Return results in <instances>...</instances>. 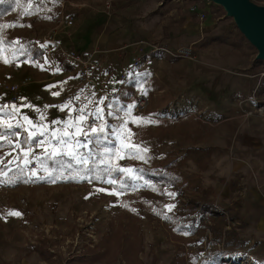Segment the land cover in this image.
Returning <instances> with one entry per match:
<instances>
[{"label":"rangeland","instance_id":"1","mask_svg":"<svg viewBox=\"0 0 264 264\" xmlns=\"http://www.w3.org/2000/svg\"><path fill=\"white\" fill-rule=\"evenodd\" d=\"M161 1L157 0V2ZM251 1L258 6H264V0ZM205 2L203 1V3ZM152 3V0H16V10L7 19L10 24L18 20L27 21L30 25L29 35L37 41L50 32L54 26L58 27L57 35L62 42L64 39H70L71 30H86L89 36L95 31H103L109 37L127 30L130 31L129 35L133 36L134 50L141 48L144 51H149L151 46L149 44L156 46L164 44L167 29L171 26L178 27L183 20L182 17H185L186 14L190 16L186 9L187 4L183 5L184 9L177 6L176 3L179 4L180 1L172 2L169 6L172 14L168 16H164L162 12L159 13L160 4L151 6ZM204 5L208 6L209 4L205 3ZM213 10L215 11L213 18L224 21L227 29L226 34L214 41L220 47L221 54L231 47L245 61L243 68L237 71L238 73H247L248 76L245 78L246 82L240 84L242 91H239L235 98L238 104L247 105L248 109L244 113L246 117L262 118L264 115L255 114L254 105L248 99L252 98V91L257 85L264 89V76H261L264 73V62L256 59V49L238 31L233 20L226 16L224 10L221 7ZM27 13H31V15ZM123 19L124 22H122ZM67 21H70L68 26L66 25ZM192 21L197 22L198 20L192 19ZM2 24L3 20L0 21V25ZM88 35L86 34L84 38L91 40ZM81 37V33L78 34V40ZM140 40L144 44H139ZM64 45L80 50L73 44L64 43ZM127 51L125 49L114 52L124 56ZM102 52L98 54L100 61L109 52H113V49H105ZM93 53L90 52L94 57ZM103 54L104 56H102ZM13 55L14 52L4 51L3 48V52L0 51V64L5 58L12 59ZM171 59L175 60L172 65L179 69L178 64L181 61L191 62L192 60L175 57H171ZM33 72L35 73V70ZM41 72L45 71L41 70ZM127 77L129 78L128 75ZM3 82L8 81L0 75V87ZM139 83L143 84L149 94L152 85L144 80ZM76 86L78 91L82 88L85 89L81 100L76 105L79 106L86 103L85 98H90V96L86 85L84 87L78 83ZM134 91H139L138 81L127 80L120 94L122 104L134 103ZM1 92L0 88V94ZM125 92L127 96L122 95ZM20 100L16 103H19ZM188 101L186 93L180 91L175 100L180 106L177 105L175 110H167L161 109L162 107H159L160 105L151 97L147 109L144 112L134 110V115L151 117L153 123L158 118L164 120V117H169L168 121L177 119L182 121L181 119L185 118L183 110L186 108L183 105L188 104L198 107L190 115L197 121H201L203 117H206L209 123H212L209 119H212L213 122L218 121L209 106L203 103L199 104L198 101L194 103ZM0 103L9 104L5 100H0ZM178 116L181 118H177ZM0 118L6 119L7 117L0 116ZM105 119L109 124H119L117 119L107 116ZM89 123H91V119ZM200 125L206 130L210 128L209 124L200 123ZM210 125L213 126V124ZM128 127L136 134L137 127L134 124L130 123ZM151 127L154 129V124ZM181 128L183 125L174 126V136L172 137L169 134H164L136 143L146 145L152 151L148 153V162L153 164H157L160 158L169 153L174 157H181V153L191 143L189 136L180 132ZM15 130L22 133L24 137L26 136L22 130ZM10 151L5 150L2 157L4 165L12 168L8 172L7 179L12 180L13 184L0 185V264H84L92 260L94 263L91 264H201L208 260L209 248L214 247L220 252L223 251V243L214 240L215 237L209 229L205 230L203 237L211 241L210 246L205 241L198 240L199 231H196L197 236L192 239H183L181 243L175 242L170 225L164 219V216L169 213L166 211L165 205L175 204L176 207L172 212H177L181 203H186L189 199L200 195L196 188L197 185L187 186L188 180L183 175L185 162L179 168V174L183 178L174 175L178 180V185L166 188L167 191L176 193L175 199L167 197L162 206L154 205L145 208L141 202L131 200V198L127 200V203H123L125 196H131L132 191L130 190L120 197L97 191L103 186L105 189L112 188L106 183L95 184L83 181L84 183L73 184L65 182V180H57L55 183L48 180L25 182L26 173H22L16 165H8L19 149L11 155H6ZM81 151L87 150L82 149ZM34 154L43 155L39 148L34 150ZM199 158L202 159V157ZM202 160H204V165L205 158ZM34 164L38 169L39 166ZM121 166L134 168L127 163V159L121 160ZM38 174L46 175L43 171ZM197 177L198 175L191 179L194 184L198 180ZM207 190L203 193L200 189L208 199L214 201L213 192L207 194ZM215 205L220 212L225 214L220 203ZM9 211H19L22 216L19 218L7 216ZM239 221L236 220L232 225L239 226ZM208 225L215 228L212 222ZM223 226V230L229 227L228 225ZM245 231V224L242 221V226L237 232L244 241L245 248L234 257L224 256L223 264H264V240L256 236H247ZM138 236L141 238L140 243L137 241ZM140 248L142 251L139 252Z\"/></svg>","mask_w":264,"mask_h":264},{"label":"crops","instance_id":"2","mask_svg":"<svg viewBox=\"0 0 264 264\" xmlns=\"http://www.w3.org/2000/svg\"><path fill=\"white\" fill-rule=\"evenodd\" d=\"M152 1L151 6L164 3L158 7L159 13L162 12L164 16L172 14L169 9L172 3L169 0ZM186 3L187 0L176 4L183 7ZM213 17L214 15H208L205 20L199 21L194 15L186 14L178 27L171 26L167 29V37L162 46L168 48L192 46L193 54L186 58V60L192 59L191 62L181 61L178 64L180 69L173 66L175 60L163 52L149 54L139 66L133 67L131 60L138 56L139 51L134 50L133 36L129 35L130 31L127 30L113 37H109L103 31H95L89 36L86 30H71L70 39H64L63 42L78 46L81 53L94 52V57L99 60V52L113 49V52H109L102 58L103 61L101 59V68L92 74L90 82L86 84L92 99L111 93L112 85L108 82L112 79L120 80L121 74H127L128 81L135 82L137 79L130 78L131 76L148 72L151 73L150 76L141 78L152 85L146 96L148 99L154 98L160 105L158 106L162 107L161 109L175 110L177 105L180 106L175 102L180 91L186 93L189 103L198 101L199 104L209 106L218 121L213 122L209 119L212 123H207L206 117L197 121L190 115L198 107L183 105L186 107L183 110L185 118L181 120H194L198 123L196 130L185 132L191 143L181 153L182 156H187L184 178L189 181V185H197L203 193L206 189H210L213 192L215 204L220 203L223 210L238 200L241 205L238 210L239 218L245 224V235L260 237L264 240V117H246L244 113L248 109L247 105L238 104L235 97L239 91H242L240 84L246 82L245 78L248 74L238 73L237 70L243 68L245 61L231 47L221 54L220 47L214 41L216 37L226 34L227 29L224 21ZM192 19L199 22H194ZM80 33L82 37L78 40ZM86 34L91 40L84 38ZM57 38L60 41L59 35ZM60 42L64 45L62 41ZM125 49L128 50L126 55L121 56L117 53ZM115 50L117 52H114ZM9 61L8 65L0 64V75L8 83L17 84L26 80L27 84L22 88V98L19 103L6 104L9 106L12 104L19 106L21 102L33 104L46 116L44 123L67 119V111L61 112L56 107L45 110L43 106L62 104L65 96L67 97L63 100L64 102L79 92L76 79L69 80L70 77H75V71L62 70L57 74L53 69L45 66L43 73L40 67L24 63L25 60L13 62L10 59ZM49 62L60 66L58 59ZM40 63L43 64V61ZM61 81H68V83L64 85L62 94L54 97L51 93L58 91L59 88L54 87L49 91L46 86L58 84ZM116 87L118 88L119 84ZM93 92L96 93L95 98L92 97ZM0 100L7 101V93L2 91ZM91 107L94 108L95 104ZM25 115L34 122H39V112L22 108L17 119ZM168 120H170L169 117H164V120L158 118L155 122ZM200 123L209 124V130L203 129ZM39 150L43 154V150ZM199 157L205 158L203 169L199 168ZM196 175L198 180L194 184L191 179Z\"/></svg>","mask_w":264,"mask_h":264},{"label":"snow or ice","instance_id":"3","mask_svg":"<svg viewBox=\"0 0 264 264\" xmlns=\"http://www.w3.org/2000/svg\"><path fill=\"white\" fill-rule=\"evenodd\" d=\"M4 0H0L3 4ZM31 6V5H30ZM31 15V13H27ZM24 25L3 24L0 25V45L4 44L3 29L14 28ZM30 27V25H28ZM12 46H20L21 52H26L27 49L21 44L20 40L12 41ZM47 47V45H42ZM3 51V48H0ZM3 62L8 65L10 61L5 58ZM24 63L35 65L45 70V66L53 69L55 73L59 74L62 69L59 65L49 62L48 57H44L43 64L39 61L33 60L30 56L25 59ZM107 75V73H105ZM151 73L143 72L136 73L130 78L137 79L138 90L141 94L146 95L147 92L142 83H139L141 78L150 76ZM80 74L71 79H79ZM68 81H61L58 84L46 86L47 90L52 88H59L58 91L51 93L54 97H58L64 91V85ZM112 85L111 98L109 95H104L98 99L85 98L86 103L76 106L81 100L85 89L80 91L68 101L59 105H44L47 110L51 107H56L59 111H67V119L53 120L50 123H44L46 116L44 113L35 108L33 104L21 102L17 104L7 105L0 104V116L7 117L0 118V147L5 143L9 145L11 151L6 155H11L19 149L13 160L8 162V165H16L22 173H26L25 182H33L35 180H48L50 182H57V180H71L75 182L98 180L101 183H106L112 186L111 189L100 188L99 192H106L109 195H116L120 197L126 191H135L140 187H150L155 191V187L150 182L145 181L143 185L138 184L142 179V169H135L132 167H124L119 165L118 161L124 159L139 160L144 163L148 162L149 148L146 145L135 142V133L128 127L134 124L136 127L151 126L153 120L151 117H143L134 115V110L137 105L134 103L122 104L121 97L116 95L120 91L116 87L117 84L124 85V80L112 79L108 82ZM127 96V93H123ZM92 97H96V93H92ZM95 104V107L91 106ZM22 108H29L40 113L39 122H34L28 116H21L17 119V115ZM123 113V115H121ZM105 116L119 120V124H109ZM130 118V119H129ZM91 119V123L89 120ZM13 129H20L26 136L23 142H20V132L13 131ZM83 137V139H81ZM100 148L99 152L94 151L91 146ZM42 149L43 155H35V149ZM85 149L87 151H81ZM98 158V160H97ZM45 160H50L54 164H59V168H50L44 165ZM66 161V162H65ZM90 162L91 165H90ZM36 163L40 167L38 169H31L30 166ZM7 168V170H5ZM77 168H82L83 171H76ZM12 168L5 166L3 158L0 157V185H11L13 181L7 179L8 172ZM27 170V171H26ZM66 170L70 174L65 175ZM102 170V171H100ZM43 171L45 176H40L38 173ZM115 173L123 175V179H118ZM131 181L129 184L128 181ZM119 189V190H117ZM162 194L167 195L171 199H175L176 193L165 190ZM127 207V205H125ZM175 204L165 205L167 212H172L175 209ZM133 211H135L133 209ZM7 216L21 217L22 213L19 211H9ZM168 220L167 215L164 216ZM189 228L190 226H185ZM181 231V229H177ZM183 235H190V231H182Z\"/></svg>","mask_w":264,"mask_h":264},{"label":"trees","instance_id":"4","mask_svg":"<svg viewBox=\"0 0 264 264\" xmlns=\"http://www.w3.org/2000/svg\"><path fill=\"white\" fill-rule=\"evenodd\" d=\"M16 10V0H4L3 4H0V21L3 20V24H10L8 22V17ZM2 24V25H3ZM11 24L16 25H24L23 27L17 26L14 28L3 29V39L4 44L0 45V48H4V51L14 52L12 57L13 62H20L27 59L29 56L35 60L42 62L45 57V53L43 49L40 47L38 41L36 39H32L29 35V23L27 21L18 20ZM221 38V36L216 37V40ZM20 40L21 44L27 49L26 52L20 51V46H12V41ZM3 52V51H1ZM60 61V68L64 71L73 70V67L59 58L55 57V60ZM4 62H1V65ZM155 128L153 129L151 126H142L136 128V135L134 137L135 142L145 139H151L158 135L169 134L170 137L174 136L173 127L178 125H183L180 132L185 133L186 131H194L195 128H198V123L194 120L187 121H160L153 123ZM187 127V128H185ZM180 129V128H179ZM2 130V129H0ZM13 131H17L13 129ZM24 139L23 134H20V142L22 143ZM91 148L99 152L101 149L96 148L94 145ZM10 151L11 148L7 143L0 147V157L4 156V151ZM172 156V157H170ZM185 156L174 157L170 153L166 156H163L157 161V164H153L152 162L144 163L139 160L127 159V163L129 165L134 166L135 169H142V179L138 181V184L143 185L145 181L150 182L151 185L155 187V191L150 187H140L135 191H132L131 196H125L123 198V203H127V200L131 198V200H138L145 208H150L154 205L162 206L164 200L168 197L167 195L162 194L167 187H174L178 185V180L176 176H180L179 168L184 165ZM98 160V158H97ZM66 162V161H65ZM92 162H90L91 165ZM119 165H121V160L118 161ZM44 165L50 168H59V164H54L50 160H45ZM39 166V165H38ZM199 166L200 169L203 168V160L199 158ZM40 167V166H39ZM76 171H83L82 168H77ZM102 171V170H100ZM170 172L174 173L171 174ZM70 174V171L66 170L65 175ZM115 176L118 179H123V175L120 173H115ZM65 182L76 184L78 182L66 180ZM95 184H102L98 180L92 181ZM84 183V182H82ZM130 184L131 181L129 180ZM189 185V181H187V186ZM199 191V196L196 198L189 199L186 203H181L180 209L177 212H170L167 214L169 217L166 222L170 225V231L173 236V239L177 243H181L183 239H192L196 237V231L200 232V237L198 240L205 241L207 245H211V241L207 240L206 237H203V233L206 229L211 230V234L215 237L214 240H219L223 243V251L220 252L217 248H209L208 249V260L203 261L201 264H223L222 259L224 256L234 257L238 253L242 252L245 248L244 241L239 237L237 230L241 228L242 221L239 218V208L240 202L238 200L234 201L233 204L225 210V214L220 212L217 206L214 204L212 199H208L206 194H203L200 191L199 187H196ZM119 190V189H117ZM129 191V190H128ZM127 192V191H126ZM201 192V193H200ZM211 190H207V194H210ZM239 221V226H234L232 223L235 221ZM186 222L188 223L186 225ZM213 223L212 226L208 225V223ZM223 225H228V229L223 230ZM185 226H190L189 228H185ZM177 229H181V231H177ZM182 231H190V235H183ZM137 241H141L140 236L137 237ZM139 252L142 251L140 248ZM94 263V260L90 262H86L84 264Z\"/></svg>","mask_w":264,"mask_h":264},{"label":"built area","instance_id":"5","mask_svg":"<svg viewBox=\"0 0 264 264\" xmlns=\"http://www.w3.org/2000/svg\"><path fill=\"white\" fill-rule=\"evenodd\" d=\"M171 3L174 0H169ZM177 2L180 1V3H183L186 0H176ZM203 1L208 6L202 5ZM163 3H160L162 5ZM187 12H189L191 15H194L199 21H203L207 18L208 15H214L215 12L211 11L214 8H218L219 6L209 2L208 0H187ZM58 24V23H57ZM66 25H70V21L66 22ZM57 26H54V28L46 33L43 37H41L38 40V43L40 47L43 49L45 56L49 58V61H52L55 59L56 56L62 58L64 61H66L68 64H70L73 67V70L75 71V75L80 74L79 79H76L77 83L80 84V86H84L87 83L90 82L91 76L94 72H96L101 67V62L98 58L93 57L90 53H81L79 50H76L72 47L63 45L59 39L57 38ZM139 44H144L142 40L138 42ZM42 45H47V47H42ZM151 45L149 48V51H144L141 48H137L139 51L138 56L133 57L131 60V65L134 67H137L141 64L144 58L148 56L151 52H163L166 55L170 57L175 58H188L193 54L192 46H181L177 48H168L166 46H156ZM138 46V44H137ZM136 46V47H137ZM261 76H264V73L261 74ZM120 80H124L125 83L128 80L127 76L125 74L120 75ZM27 84V81H21L17 84H12L8 82L1 83V90L7 93L8 95V102L9 103H16L20 100V97L22 95V88ZM124 85H119L118 89H120L119 92L116 93V95L121 94V91L123 89ZM261 87V88H260ZM111 93H107L106 95H109L111 98ZM134 97V104L137 105L135 111L136 112H144L147 107L149 106V99L146 95L141 94L140 91H134L133 92ZM247 101V100H245ZM250 103H252L253 109L255 114L258 116L264 115V89L262 86L257 85L256 88L252 91V98L248 99ZM207 123L208 120H207ZM31 169H37L36 165L33 163L30 166Z\"/></svg>","mask_w":264,"mask_h":264},{"label":"water","instance_id":"6","mask_svg":"<svg viewBox=\"0 0 264 264\" xmlns=\"http://www.w3.org/2000/svg\"><path fill=\"white\" fill-rule=\"evenodd\" d=\"M221 7L243 37L256 51V59L264 62V6L251 0H208Z\"/></svg>","mask_w":264,"mask_h":264}]
</instances>
